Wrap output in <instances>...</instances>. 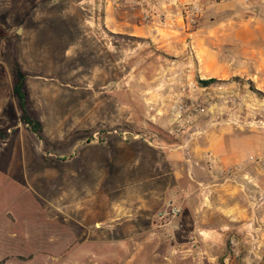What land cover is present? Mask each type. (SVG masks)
<instances>
[{"label": "rangeland", "instance_id": "rangeland-1", "mask_svg": "<svg viewBox=\"0 0 264 264\" xmlns=\"http://www.w3.org/2000/svg\"><path fill=\"white\" fill-rule=\"evenodd\" d=\"M263 53L264 0H0V264H264Z\"/></svg>", "mask_w": 264, "mask_h": 264}, {"label": "trees", "instance_id": "trees-1", "mask_svg": "<svg viewBox=\"0 0 264 264\" xmlns=\"http://www.w3.org/2000/svg\"><path fill=\"white\" fill-rule=\"evenodd\" d=\"M212 82L213 79L200 81L204 87L209 86ZM10 86L11 96L17 100L21 112L19 121L38 138H42V124L38 114L32 109L30 92L27 85V74L22 70L15 58L12 60Z\"/></svg>", "mask_w": 264, "mask_h": 264}, {"label": "bare ground", "instance_id": "bare-ground-1", "mask_svg": "<svg viewBox=\"0 0 264 264\" xmlns=\"http://www.w3.org/2000/svg\"><path fill=\"white\" fill-rule=\"evenodd\" d=\"M224 28V27H223ZM229 33V32H228ZM243 33V32H242ZM244 33H246V36H248L249 37V34L247 33V31H244ZM240 35H241V33H240ZM245 36V35H244ZM224 41V40H223ZM248 42V41H247ZM246 45V48L247 47H250V48H255V46L257 45V42H254V40H252V39H250L249 40V42L247 43V44H245ZM251 50V49H250ZM247 53H249V54H251V55H253L254 53L252 52V51H249L248 49H246L245 50ZM255 51V50H254ZM260 53H262V52H260ZM264 54V53H263ZM258 55V54H257ZM256 56V55H255ZM254 56V57H255ZM251 58V57H250ZM252 60H255V59H252ZM260 60V59H259ZM258 60V61H259ZM256 61V60H255ZM261 61V60H260ZM262 61H264V60H262ZM262 61H261V63H262ZM250 62V61H249ZM223 66V65H222ZM209 73V72H208ZM254 159V158H253Z\"/></svg>", "mask_w": 264, "mask_h": 264}, {"label": "built area", "instance_id": "built-area-1", "mask_svg": "<svg viewBox=\"0 0 264 264\" xmlns=\"http://www.w3.org/2000/svg\"><path fill=\"white\" fill-rule=\"evenodd\" d=\"M179 213V209H172L169 211V215L176 216Z\"/></svg>", "mask_w": 264, "mask_h": 264}, {"label": "crops", "instance_id": "crops-1", "mask_svg": "<svg viewBox=\"0 0 264 264\" xmlns=\"http://www.w3.org/2000/svg\"><path fill=\"white\" fill-rule=\"evenodd\" d=\"M260 236H261L260 238H261V240H262V239L264 238V233H262ZM251 241H252V240H251ZM249 243H251V242L249 241ZM260 244L263 245L262 242H261ZM263 254H264V249H263Z\"/></svg>", "mask_w": 264, "mask_h": 264}, {"label": "flooded vegetation", "instance_id": "flooded-vegetation-1", "mask_svg": "<svg viewBox=\"0 0 264 264\" xmlns=\"http://www.w3.org/2000/svg\"><path fill=\"white\" fill-rule=\"evenodd\" d=\"M10 88H11V86H10Z\"/></svg>", "mask_w": 264, "mask_h": 264}]
</instances>
